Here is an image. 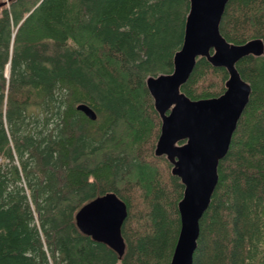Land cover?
Listing matches in <instances>:
<instances>
[{"label": "trees", "instance_id": "obj_1", "mask_svg": "<svg viewBox=\"0 0 264 264\" xmlns=\"http://www.w3.org/2000/svg\"><path fill=\"white\" fill-rule=\"evenodd\" d=\"M188 8L0 0V264H169L184 186L154 154L160 117L145 81L172 71ZM219 31L234 44L264 43V0H227ZM235 67L251 89L218 161L192 264H264V51ZM227 77L197 57L180 91L215 97ZM106 192L126 205L121 256L75 224L76 211Z\"/></svg>", "mask_w": 264, "mask_h": 264}, {"label": "water", "instance_id": "obj_2", "mask_svg": "<svg viewBox=\"0 0 264 264\" xmlns=\"http://www.w3.org/2000/svg\"><path fill=\"white\" fill-rule=\"evenodd\" d=\"M226 2L189 0L183 39L173 54L172 71L148 76L145 81L160 117L154 154L165 155L172 165L171 173L184 186L177 203L180 225L169 264H192L199 219L218 179V161L227 152L248 100L251 87L240 77L235 63L243 56L264 51L260 38L234 44L221 35L219 23ZM197 57H205L213 66L227 70L225 89L220 95L191 99L180 91ZM76 108L90 119L96 118L88 105L80 103ZM126 213L125 203L114 192H106L84 203L74 218L82 233L105 243L121 256V225Z\"/></svg>", "mask_w": 264, "mask_h": 264}, {"label": "rangeland", "instance_id": "obj_3", "mask_svg": "<svg viewBox=\"0 0 264 264\" xmlns=\"http://www.w3.org/2000/svg\"><path fill=\"white\" fill-rule=\"evenodd\" d=\"M156 143V142H155ZM155 147V146H154ZM163 156H165V155H163ZM168 160V159H167Z\"/></svg>", "mask_w": 264, "mask_h": 264}, {"label": "bare ground", "instance_id": "obj_4", "mask_svg": "<svg viewBox=\"0 0 264 264\" xmlns=\"http://www.w3.org/2000/svg\"><path fill=\"white\" fill-rule=\"evenodd\" d=\"M225 85V84H224ZM38 221V220H37Z\"/></svg>", "mask_w": 264, "mask_h": 264}]
</instances>
